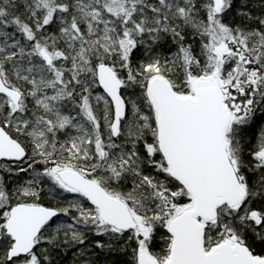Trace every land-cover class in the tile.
Here are the masks:
<instances>
[{
  "label": "snow or ice",
  "instance_id": "snow-or-ice-1",
  "mask_svg": "<svg viewBox=\"0 0 264 264\" xmlns=\"http://www.w3.org/2000/svg\"><path fill=\"white\" fill-rule=\"evenodd\" d=\"M0 264H264V0H0Z\"/></svg>",
  "mask_w": 264,
  "mask_h": 264
}]
</instances>
